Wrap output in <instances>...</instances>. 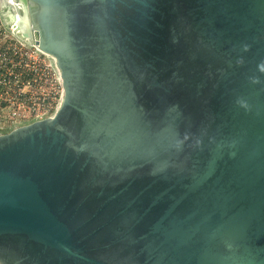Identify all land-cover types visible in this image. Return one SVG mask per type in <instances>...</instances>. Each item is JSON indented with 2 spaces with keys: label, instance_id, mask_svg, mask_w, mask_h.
<instances>
[{
  "label": "water",
  "instance_id": "95a60500",
  "mask_svg": "<svg viewBox=\"0 0 264 264\" xmlns=\"http://www.w3.org/2000/svg\"><path fill=\"white\" fill-rule=\"evenodd\" d=\"M63 101L0 134V264H264V0H26Z\"/></svg>",
  "mask_w": 264,
  "mask_h": 264
},
{
  "label": "built area",
  "instance_id": "2783aa9c",
  "mask_svg": "<svg viewBox=\"0 0 264 264\" xmlns=\"http://www.w3.org/2000/svg\"><path fill=\"white\" fill-rule=\"evenodd\" d=\"M1 44L0 129L52 116L64 97L60 72L50 71L47 55L35 46L37 50L21 41Z\"/></svg>",
  "mask_w": 264,
  "mask_h": 264
},
{
  "label": "rangeland",
  "instance_id": "374dc122",
  "mask_svg": "<svg viewBox=\"0 0 264 264\" xmlns=\"http://www.w3.org/2000/svg\"><path fill=\"white\" fill-rule=\"evenodd\" d=\"M18 15H24L23 11L20 10V7L17 3V0H0V43L1 45H4L3 43L10 42V41H16V42H22L26 45V47H30L35 50H40L33 42L32 38L22 36L16 29L15 26H13V23H10V17L11 20L16 21V16ZM9 17V18H8ZM13 26V27H12ZM35 46L36 48L32 47ZM41 51V50H40ZM43 52V51H41ZM46 54V53H45ZM47 55V54H46ZM47 63L51 65L50 71L55 72L56 74L59 73L58 68L56 67V62L50 58L48 55L46 56ZM14 127H8V128H2L0 129V134L10 132L13 130Z\"/></svg>",
  "mask_w": 264,
  "mask_h": 264
},
{
  "label": "bare ground",
  "instance_id": "6f19581e",
  "mask_svg": "<svg viewBox=\"0 0 264 264\" xmlns=\"http://www.w3.org/2000/svg\"><path fill=\"white\" fill-rule=\"evenodd\" d=\"M17 3L20 7V10L23 11L24 15L21 16V15L17 14L16 21H14V20L12 21L11 17L10 18L8 17L11 21L10 23H13V26H15L17 28L16 30L20 34H22V36L26 37V35H27L28 37L33 38L32 37V35H33L32 26H31V22L29 20L28 13H27V2H26V0H17ZM33 43H34V41H33Z\"/></svg>",
  "mask_w": 264,
  "mask_h": 264
}]
</instances>
